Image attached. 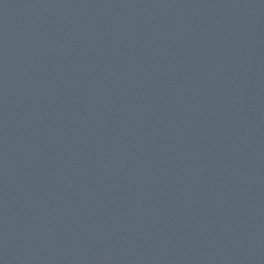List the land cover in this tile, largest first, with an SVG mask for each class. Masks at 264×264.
Here are the masks:
<instances>
[{"label": "water", "instance_id": "95a60500", "mask_svg": "<svg viewBox=\"0 0 264 264\" xmlns=\"http://www.w3.org/2000/svg\"><path fill=\"white\" fill-rule=\"evenodd\" d=\"M0 264H264V0H0Z\"/></svg>", "mask_w": 264, "mask_h": 264}]
</instances>
